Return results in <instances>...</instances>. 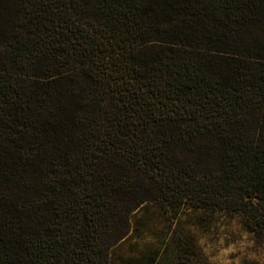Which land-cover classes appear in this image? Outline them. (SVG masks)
<instances>
[{
    "label": "trees",
    "instance_id": "16d2710c",
    "mask_svg": "<svg viewBox=\"0 0 264 264\" xmlns=\"http://www.w3.org/2000/svg\"><path fill=\"white\" fill-rule=\"evenodd\" d=\"M149 203L264 235V0H0V264H114Z\"/></svg>",
    "mask_w": 264,
    "mask_h": 264
},
{
    "label": "rangeland",
    "instance_id": "374dc122",
    "mask_svg": "<svg viewBox=\"0 0 264 264\" xmlns=\"http://www.w3.org/2000/svg\"><path fill=\"white\" fill-rule=\"evenodd\" d=\"M175 232L193 244L190 264H264V235L258 238L248 232L239 218L189 209L171 224L164 222L154 203L132 215L129 236L112 252V262L134 264L147 252L158 250L165 235Z\"/></svg>",
    "mask_w": 264,
    "mask_h": 264
}]
</instances>
